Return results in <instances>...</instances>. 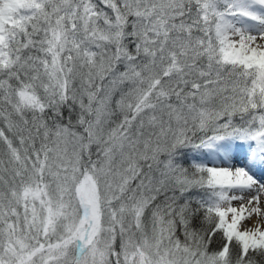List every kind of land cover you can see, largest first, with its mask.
I'll return each mask as SVG.
<instances>
[{
    "label": "snow or ice",
    "instance_id": "snow-or-ice-1",
    "mask_svg": "<svg viewBox=\"0 0 264 264\" xmlns=\"http://www.w3.org/2000/svg\"><path fill=\"white\" fill-rule=\"evenodd\" d=\"M0 264H264V0H0Z\"/></svg>",
    "mask_w": 264,
    "mask_h": 264
}]
</instances>
